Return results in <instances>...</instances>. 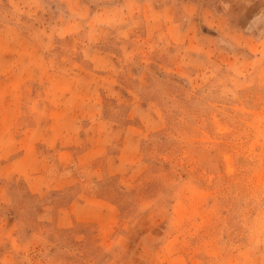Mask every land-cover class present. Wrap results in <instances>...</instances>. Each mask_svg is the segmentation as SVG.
<instances>
[{
    "label": "rangeland",
    "instance_id": "rangeland-1",
    "mask_svg": "<svg viewBox=\"0 0 264 264\" xmlns=\"http://www.w3.org/2000/svg\"><path fill=\"white\" fill-rule=\"evenodd\" d=\"M241 3L0 0V163L30 145L81 178L8 183L18 264H264V0ZM88 178L106 225L34 222Z\"/></svg>",
    "mask_w": 264,
    "mask_h": 264
},
{
    "label": "crops",
    "instance_id": "crops-1",
    "mask_svg": "<svg viewBox=\"0 0 264 264\" xmlns=\"http://www.w3.org/2000/svg\"><path fill=\"white\" fill-rule=\"evenodd\" d=\"M242 7L251 8L260 3L261 0H250L249 4H245V0ZM252 7V8H253ZM240 30L241 26H238ZM20 142V140H19ZM24 142V141H23ZM29 143V142H27ZM30 145L21 148V152L16 159H14L12 165H6L0 163V202L6 201L8 191V183L23 179L27 185V191L31 197H44L48 193L64 192L65 190L74 189L80 183V177L76 174L62 175L56 179H50L44 176L43 172H32L36 164L34 155L36 156V147L31 150ZM63 153L70 152L69 150L62 151ZM99 179V178H98ZM58 181L61 185L59 186ZM92 184V186H91ZM93 186L97 188L100 186V181H93L88 178L85 188L90 192L93 191ZM2 191V193H1ZM115 204L107 198H102L96 193L89 194L78 191L75 196L66 204H56L55 202H48L42 205V209H37L34 215V222L54 224L58 229H70L77 227L78 225H87L92 223L106 225L113 216V208ZM108 221V222H107ZM33 222V221H31ZM0 264H18L17 263V249L22 247L20 236L17 233V225L28 227L29 220L25 219L22 215L15 217H4L0 220ZM14 227L16 228L14 230ZM86 237V236H85ZM84 239V236H81Z\"/></svg>",
    "mask_w": 264,
    "mask_h": 264
}]
</instances>
